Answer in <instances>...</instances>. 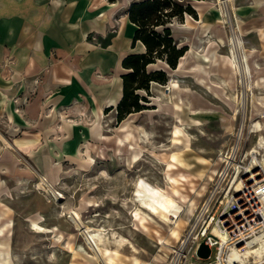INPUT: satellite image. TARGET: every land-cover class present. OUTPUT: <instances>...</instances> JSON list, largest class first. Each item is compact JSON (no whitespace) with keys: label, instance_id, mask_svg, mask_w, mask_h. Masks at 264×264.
Segmentation results:
<instances>
[{"label":"rangeland","instance_id":"obj_1","mask_svg":"<svg viewBox=\"0 0 264 264\" xmlns=\"http://www.w3.org/2000/svg\"><path fill=\"white\" fill-rule=\"evenodd\" d=\"M178 1L186 6L193 0ZM263 2L259 0L255 4L259 10L257 16L264 15ZM219 4L225 13L224 36L230 42V37L236 35V20L230 3L228 7L222 1H217ZM185 14L168 22L173 35L177 33L181 38L185 30L178 28L184 26ZM242 38L247 48L252 44L260 48L257 52L252 47L255 51L249 57L252 64L259 61L260 69L256 71L259 78L264 75L261 73L264 46L254 35ZM207 44L208 48L200 52L211 58L212 65L224 64L222 56L229 53V46H218L213 38ZM242 48L240 57L245 51ZM190 55L191 52L189 58ZM160 67L167 70L169 83L152 82L149 93L141 90L148 95L149 107L145 109L147 112L131 116L137 132L142 134L141 143L157 151H168L175 164H168L124 141L119 126L130 115L118 121L117 114L108 116L109 111H105L106 121L104 115L99 119V130L92 128L94 122L88 125L90 130L81 129L82 136L71 148V155L63 156L59 152L56 166L48 163L49 176L36 163L31 170L0 175V264H203L215 258L216 247L209 259H198L190 244L180 249L181 240L210 195L215 197L211 211L217 220L222 211L218 203L241 192L237 185L247 175L258 169L264 175V166L254 161L255 157L260 159L254 150L264 127L251 129L254 119L264 122V113L253 110L251 99L244 96L250 83L247 85L240 75L237 83L208 81L210 93L194 85V93L209 96L210 107L207 113L198 115L202 129L185 124L183 121L197 118L189 117L184 103V91L189 87L185 85L186 70L172 69L161 60L149 69ZM171 83L175 84L169 87ZM220 85L224 89L219 91L216 87ZM223 94H238L234 99L237 105H232L230 98H223ZM176 125L186 128L191 141L185 143L183 136H180L182 142L174 140ZM63 138V142H68L71 133L68 131ZM42 176L49 188L39 184ZM140 178L163 189L173 187L178 194L195 199L191 216L175 218L171 227L176 229L175 234L157 211L137 201L135 189ZM33 221L41 227H36ZM203 223L204 219L199 226ZM255 261L252 256L249 264Z\"/></svg>","mask_w":264,"mask_h":264},{"label":"crops","instance_id":"obj_2","mask_svg":"<svg viewBox=\"0 0 264 264\" xmlns=\"http://www.w3.org/2000/svg\"><path fill=\"white\" fill-rule=\"evenodd\" d=\"M133 1L0 0V175L31 170L36 163L49 176L48 163L56 166L59 152L71 155L81 129L90 130L88 125L94 122L92 128L99 130V119L103 115L106 119L107 110L108 116H116L123 96L122 75L128 71L123 59L145 50L140 40L133 43L136 25L129 17ZM217 1L227 7L230 3L241 47L260 51L254 44L247 48L243 35H254L264 46V15L257 16L255 6L259 0L191 2L197 18L185 14L184 26L178 28L185 30L184 36H174L180 46H187L185 55L191 52L185 66V85L189 87L184 91V103L191 101V106L201 111L199 115L207 113L211 99L194 93V85L210 93L208 81L237 83L243 70L240 58L237 66L221 62L215 66L200 52L208 48L211 38L218 46L232 48L224 36V18ZM171 25L174 28V22ZM247 62L253 73L248 76L250 88L244 96L251 99L253 110L264 113L259 101H264V83L261 77L256 80L255 63L249 58ZM221 88L224 86L216 87ZM222 97L230 98L236 106L234 99L239 95ZM141 112L147 111L129 115ZM68 131L71 140L65 143Z\"/></svg>","mask_w":264,"mask_h":264},{"label":"bare ground","instance_id":"obj_3","mask_svg":"<svg viewBox=\"0 0 264 264\" xmlns=\"http://www.w3.org/2000/svg\"><path fill=\"white\" fill-rule=\"evenodd\" d=\"M229 40L232 45V48L230 46L229 53L224 54L222 56L223 63L229 67H233L234 65L237 66L238 59L240 58V60L243 63V70L241 76L245 78V82L248 85L249 84L248 76H250L249 74H252L253 71L250 69L247 60L254 53L255 50L254 49L245 50L244 54L243 52H241V57H240L239 52L241 51V41L239 36L238 35L232 36L230 37ZM187 57H188L187 55H184L182 57L181 61L178 64V67L175 70L185 71ZM255 61H254L255 63L254 66L255 69L258 71L260 69V67L257 65L259 64V61L258 60L256 62ZM259 77L262 78L263 80L262 83H264V75ZM244 78H241L240 81L244 82ZM256 80H258V77ZM174 84L175 83L169 84L170 85L169 87H171V85ZM259 101L261 105H264V101L262 99H259ZM186 105L188 108L189 117L192 113V115L197 116V118L194 121L191 120L183 121V123L190 124L192 126L198 127L199 129H202V119L198 116L201 113V111L198 108H193L191 106V101L187 102ZM253 105H255L254 102ZM133 122L134 121L132 120V116L130 115L129 117H126L122 121V124L119 126L122 132L123 140L126 142H130L131 144L135 145L136 147L140 148L143 151H148L153 156L159 158L162 161H166L168 164H175L174 161L172 160L173 159L172 154L169 153L168 151H157L155 149H151L147 147L146 145H143L141 143L142 134L140 132H137V129L135 128ZM263 127H264V122L262 120L256 118L252 121L251 124L252 130H263ZM173 132H174V140L176 142L179 141L182 142V138L180 136L184 137L185 143L191 141V136L184 126L176 125ZM263 134L262 133L260 134L259 139L256 143L257 146L255 145L256 148L254 150L258 152V154L260 155V159L255 157L254 161L260 162L261 165L264 166V135ZM258 147H262L263 150L259 151ZM260 174H261L260 170H255L250 175H247L242 183H239L237 185V188L241 187V191H242V194H240L238 197L241 200H243L240 213L249 210L252 216H256V213L261 208V207L260 208L255 207L256 203H258L257 201V189L259 187L258 183H260L262 180L260 178ZM39 184L44 185L46 188L48 187V184H46V178L43 176ZM135 197L141 205L146 206L152 211H157L169 229H173L171 228L172 224L176 222V219L179 216L180 217L191 216L194 213V208L196 204L195 199H191L189 197L186 198L185 195L178 194L177 190L174 189L173 187H170L169 189H165V188L163 189L162 187L155 185L144 178H140L137 181V186L135 189ZM36 221H33V224L36 227L40 228L41 225L37 224ZM172 231L173 234L176 233V229H173ZM213 231L214 233H216V235H218L222 239L226 238V233L221 231L217 226L213 228ZM253 242H254L253 244H251V241L247 243L246 245L247 248L245 247L246 249L242 251L235 246H231L228 254L229 260L234 261L237 259L241 261L243 264H249V259L252 256H254V258L256 259L255 262L262 260L264 255V235L255 238Z\"/></svg>","mask_w":264,"mask_h":264},{"label":"trees","instance_id":"obj_4","mask_svg":"<svg viewBox=\"0 0 264 264\" xmlns=\"http://www.w3.org/2000/svg\"><path fill=\"white\" fill-rule=\"evenodd\" d=\"M184 13L197 17L191 2L186 6L178 0H136L131 3L129 17L136 25L133 43L140 40L145 45V50L129 53L123 59L122 65L128 71L122 75L123 96L116 107L118 121L132 112L149 107L146 103L148 95L141 90L149 93L152 82H168L166 69L160 67L150 70L149 64L161 60L172 69L178 66L187 46L179 45L168 22L174 17H182Z\"/></svg>","mask_w":264,"mask_h":264},{"label":"built area","instance_id":"obj_5","mask_svg":"<svg viewBox=\"0 0 264 264\" xmlns=\"http://www.w3.org/2000/svg\"><path fill=\"white\" fill-rule=\"evenodd\" d=\"M260 175L262 180L258 183V203H256L255 207L261 208L256 213V216H252L249 210L240 213L243 200L238 196L242 194L241 191L233 195L231 199H227L226 202L221 200L218 203L217 207L222 205V211L221 216L216 220L214 212L211 211V205L215 197L214 195H210L204 201L196 220L190 224L189 228L186 230L180 243V249L190 244L193 248L194 255L198 259H201L197 255V249L201 242H205L211 249L207 259L211 257L213 247H216V254L214 259L207 260L203 264H243L237 259L230 261L228 254L231 246H235L242 251L247 243L251 241V244H253L255 238L264 235V175L262 171ZM202 219H204V223L202 226H199ZM215 226L226 233L225 239H222L214 233L213 228ZM191 242H193V244H191ZM163 264L174 263L170 262ZM254 264H264V258L254 262Z\"/></svg>","mask_w":264,"mask_h":264},{"label":"water","instance_id":"obj_6","mask_svg":"<svg viewBox=\"0 0 264 264\" xmlns=\"http://www.w3.org/2000/svg\"><path fill=\"white\" fill-rule=\"evenodd\" d=\"M210 252H211L210 247L205 242H201L197 249V255L200 258L207 259L210 255Z\"/></svg>","mask_w":264,"mask_h":264}]
</instances>
